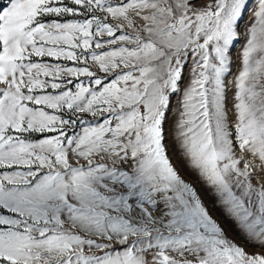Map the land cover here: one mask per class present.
I'll return each mask as SVG.
<instances>
[{
	"label": "snow or ice",
	"instance_id": "snow-or-ice-1",
	"mask_svg": "<svg viewBox=\"0 0 264 264\" xmlns=\"http://www.w3.org/2000/svg\"><path fill=\"white\" fill-rule=\"evenodd\" d=\"M0 264H264V0H0Z\"/></svg>",
	"mask_w": 264,
	"mask_h": 264
},
{
	"label": "rangeland",
	"instance_id": "rangeland-1",
	"mask_svg": "<svg viewBox=\"0 0 264 264\" xmlns=\"http://www.w3.org/2000/svg\"><path fill=\"white\" fill-rule=\"evenodd\" d=\"M247 19V17H245V20ZM239 48V44L236 45V49ZM234 54H235V50H234Z\"/></svg>",
	"mask_w": 264,
	"mask_h": 264
}]
</instances>
